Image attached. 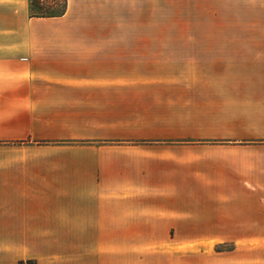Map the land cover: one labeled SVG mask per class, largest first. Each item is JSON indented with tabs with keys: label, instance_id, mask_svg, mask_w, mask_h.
Segmentation results:
<instances>
[{
	"label": "crops",
	"instance_id": "1",
	"mask_svg": "<svg viewBox=\"0 0 264 264\" xmlns=\"http://www.w3.org/2000/svg\"><path fill=\"white\" fill-rule=\"evenodd\" d=\"M56 4L0 0L12 264H264V245L185 248L264 239V0Z\"/></svg>",
	"mask_w": 264,
	"mask_h": 264
},
{
	"label": "rangeland",
	"instance_id": "2",
	"mask_svg": "<svg viewBox=\"0 0 264 264\" xmlns=\"http://www.w3.org/2000/svg\"><path fill=\"white\" fill-rule=\"evenodd\" d=\"M42 6L47 8L54 5L51 0H41ZM63 4V0H58V9ZM182 17V16H181ZM190 21V22H189ZM175 22H171L174 29L170 30L169 36H191V17L185 15V19L177 17ZM170 25V26H171ZM180 28L178 29V26ZM177 27V28H176ZM183 27V28H181ZM214 246L217 251L230 250L235 246L251 247L257 245H264V239H197L196 241L186 244L185 248H196ZM20 261V237H0V264H12Z\"/></svg>",
	"mask_w": 264,
	"mask_h": 264
},
{
	"label": "trees",
	"instance_id": "3",
	"mask_svg": "<svg viewBox=\"0 0 264 264\" xmlns=\"http://www.w3.org/2000/svg\"><path fill=\"white\" fill-rule=\"evenodd\" d=\"M57 1L58 0H51L53 4L57 3ZM30 5H31V13L33 15L47 16L58 13V10H55L54 8L51 9L50 7L47 8L43 7L41 0H30Z\"/></svg>",
	"mask_w": 264,
	"mask_h": 264
}]
</instances>
